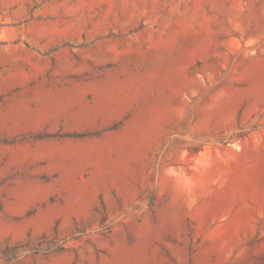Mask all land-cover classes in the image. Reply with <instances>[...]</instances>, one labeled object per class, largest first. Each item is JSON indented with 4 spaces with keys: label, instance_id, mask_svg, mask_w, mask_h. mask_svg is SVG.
Returning <instances> with one entry per match:
<instances>
[{
    "label": "rangeland",
    "instance_id": "374dc122",
    "mask_svg": "<svg viewBox=\"0 0 264 264\" xmlns=\"http://www.w3.org/2000/svg\"><path fill=\"white\" fill-rule=\"evenodd\" d=\"M0 264H264V0H0Z\"/></svg>",
    "mask_w": 264,
    "mask_h": 264
}]
</instances>
